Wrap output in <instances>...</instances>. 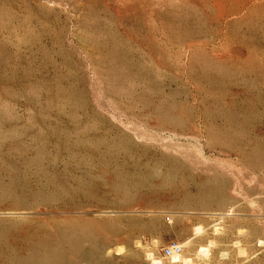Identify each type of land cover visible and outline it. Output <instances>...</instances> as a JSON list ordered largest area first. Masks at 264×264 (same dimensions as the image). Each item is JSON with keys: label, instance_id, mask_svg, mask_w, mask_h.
<instances>
[{"label": "rangeland", "instance_id": "rangeland-1", "mask_svg": "<svg viewBox=\"0 0 264 264\" xmlns=\"http://www.w3.org/2000/svg\"><path fill=\"white\" fill-rule=\"evenodd\" d=\"M172 241L264 264V0H0V264Z\"/></svg>", "mask_w": 264, "mask_h": 264}, {"label": "bare ground", "instance_id": "bare-ground-1", "mask_svg": "<svg viewBox=\"0 0 264 264\" xmlns=\"http://www.w3.org/2000/svg\"><path fill=\"white\" fill-rule=\"evenodd\" d=\"M218 229V228H217ZM217 229H213V230H217ZM218 232V231H217ZM72 243V242H71ZM68 244V243H67ZM185 244V243H184ZM184 244H181V245H184ZM154 245V244H153ZM187 246V245H186ZM153 247V246H152ZM156 247V245H155ZM70 248V247H69ZM72 248V247H71ZM120 250V248H119ZM154 250V249H153ZM242 250V249H241ZM222 251V250H221ZM182 252V251H181ZM243 252V251H242ZM185 253V251H184ZM186 254V253H185ZM223 254V253H222ZM148 255V254H147ZM150 255H152L151 253L149 254V257H151ZM224 256V255H222ZM82 257V256H81ZM169 262H172V263H175V264H193L194 261L192 262V259L185 255L182 254H172L171 256H169ZM84 264V263H83ZM195 264V263H194ZM197 264V263H196Z\"/></svg>", "mask_w": 264, "mask_h": 264}, {"label": "built area", "instance_id": "built-area-1", "mask_svg": "<svg viewBox=\"0 0 264 264\" xmlns=\"http://www.w3.org/2000/svg\"><path fill=\"white\" fill-rule=\"evenodd\" d=\"M182 250V246L177 242H170L167 246L162 248V253L164 256H171L172 254H179Z\"/></svg>", "mask_w": 264, "mask_h": 264}]
</instances>
